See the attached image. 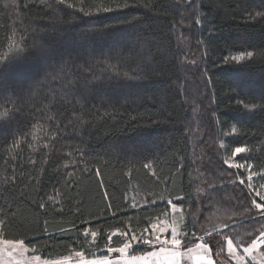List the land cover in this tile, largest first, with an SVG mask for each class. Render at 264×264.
Returning a JSON list of instances; mask_svg holds the SVG:
<instances>
[{"label": "trees", "instance_id": "16d2710c", "mask_svg": "<svg viewBox=\"0 0 264 264\" xmlns=\"http://www.w3.org/2000/svg\"><path fill=\"white\" fill-rule=\"evenodd\" d=\"M67 3L79 7L78 0H66L64 5L57 0H0V53L7 51L13 35L26 42L23 59L0 64V107H10L6 99L10 98L20 109L12 123L0 125V178L12 175L13 165H19L15 174L23 177L18 184L24 193L21 197L17 192L16 202L5 209L16 213L15 226L6 236L22 234L42 259L66 257L71 248L86 255L99 254L113 228L128 223L139 234L148 226L149 217L162 218L167 210L158 201L148 208L120 212L119 219L94 221L91 227L100 233L94 242L75 229L57 234L61 223L71 228L68 222L76 219L71 215L76 199L69 203L68 197L85 202V217L103 213L94 174L77 170L79 183L70 189L64 185L62 173L67 170L62 165L69 151L77 156L76 149L83 150L88 167L100 161L96 166L101 167L110 199L121 207L125 194L141 200L152 193L167 198L191 193L193 199L185 207L196 208L197 202L203 204L205 199L197 189H205L207 181L215 184L214 176L220 178L222 154L231 156L235 146L247 145L253 150L244 155L254 170L264 167V109L246 110L237 103L243 100L259 105L264 101V56L258 54L264 52V19H247L248 12L264 11V0H137L138 7L81 19L73 18L74 10L67 8ZM133 18L135 29L121 23ZM197 18L200 25L189 29ZM104 25L114 27L91 43L77 36ZM242 50L252 51L254 57L231 62L230 57ZM141 70L147 74L146 81L140 82L143 88L136 81L116 78V73L133 75ZM49 117L67 125L63 139L57 137L55 149L44 134V129L51 134L54 128ZM195 117L205 136H195ZM75 118L88 123L73 130L69 120ZM33 123L41 127L35 142L39 151L32 152L24 141L14 150L22 155L13 159L5 149L14 135L33 131ZM233 128L235 134L227 135ZM206 140L213 145L212 155L205 152ZM217 142L224 143V151L216 148ZM42 143H49L47 152ZM203 149L206 157L199 158L197 152ZM29 157L36 165L27 164ZM178 157H184L185 168L182 175L173 176ZM145 163L153 164L159 183L144 169ZM198 165L204 169L202 177ZM57 188L63 216L51 209L45 214L32 203L46 194L55 195ZM224 192H214L212 202L220 201ZM0 197L12 199L7 185L0 187ZM43 220L49 221L48 233L52 235L43 232ZM120 244L121 240L113 237L111 246Z\"/></svg>", "mask_w": 264, "mask_h": 264}, {"label": "snow or ice", "instance_id": "6c2138e0", "mask_svg": "<svg viewBox=\"0 0 264 264\" xmlns=\"http://www.w3.org/2000/svg\"><path fill=\"white\" fill-rule=\"evenodd\" d=\"M57 2L60 5L66 4V0H57ZM78 3L79 7H76V5L72 3H67V8L74 10V19L100 16L139 6L137 0H78ZM188 6L192 7V4L189 3ZM56 11L57 10L54 9V12ZM76 14H78V16ZM257 17L264 19V11L255 13L248 12L247 19H256ZM121 23L132 25V29L136 28L135 18L122 21ZM200 23L201 21L199 18L195 19L193 24L189 25V29L196 25H200ZM111 27H114V25L93 27L79 32L77 36L80 40L91 43L103 36ZM36 31V29H33V33H36ZM25 43L23 37L20 41H17L14 35L9 38L7 51L0 53V64L5 62L11 63L23 59L26 55ZM258 54L264 56V52H259ZM253 57L254 53L252 51L242 50L235 56L230 57V60L234 63H241ZM224 62L228 63L229 58L225 57ZM110 67H113L115 71L114 66ZM135 71L136 70L133 69V73H135ZM116 78H123L126 81H136L137 86L143 88V84L140 82L146 81L147 74L143 73L142 70L140 74L133 75L125 71L123 73H116ZM144 98L145 97L137 96V99ZM6 99H8V103L11 104V106L0 107V125L12 123L20 112L15 101L10 98ZM132 103H135V101H132ZM237 103L246 110L257 107L264 109V101L259 105L252 104L251 102L245 103L243 100ZM48 119L54 125V128L51 134L48 133L47 129H44V134L49 141L53 142L51 148L55 149L57 147V137L59 136L63 139V129L67 127V125H63L62 121H57L53 117H49ZM133 119H135V117H133ZM87 123V121L80 120L79 118L69 120V124L72 125L73 130ZM31 127L33 131L30 133H21L19 136L14 135L9 146L5 149L8 155L12 156L13 159H15L16 155H22V153H15L14 150L19 149L21 143L24 141H27L25 146L31 149L32 152L39 151L35 146V142L39 139L37 133L41 131V127L36 123H33ZM235 132L236 129L233 128L231 133L227 135L235 134ZM41 147L46 152L50 149L49 143H42ZM224 147V143H221L220 148L223 149ZM252 151L253 150L247 145L235 146L231 149L230 159L224 160V164L228 169L235 170L237 178L232 181V184L246 189L245 197L249 203L245 211L252 213L254 210V214L247 215L243 219H236L232 223L224 222L222 228H220L215 235L199 224L200 220H209L207 213L211 212V208L205 207L204 205H207L213 200L214 192L221 190L211 181L206 182L205 189H197L198 192H203L205 197L204 203L196 208L198 215L185 207L186 203L193 199L191 193L176 195L172 198L152 193L150 196L141 197L142 203L141 200H137L135 196L129 197L125 194L123 206L121 207L119 204L114 205L113 199H110L109 189L105 187V181L101 176V167L96 166L100 161H96L91 167H88V160L83 150L76 149L78 153L77 156H74L71 151L67 152L66 162L62 165V167L67 170L62 173L64 185L70 189L72 185L79 183L76 175L77 170L94 174L102 196L103 213H88L87 217H85V202L77 198L68 197L69 203H71L73 199H76L75 210L71 213L76 219L68 222L71 224V228H65L63 223H61L58 227L57 234H63L75 229L82 237L85 239L90 237L91 241L94 242L98 235H100L99 230L94 231L91 227L94 221H106L108 217L119 219L118 214L120 212L129 208H148L152 205H156L158 201L161 205L166 206L167 210L163 213V222H161L159 216H157L155 220L149 217L147 221L148 226L144 227L139 234L136 231H132V226L128 223H125L123 228H113L106 234L107 243L99 254L91 253L90 255H86L83 250L71 248L69 255L60 259H42L40 255L35 254L29 257L26 253L29 251L33 253L36 252L34 246L31 249L29 248L31 240H29V244H26L25 239L22 238V234L16 235L13 238H7L6 233L10 228L15 226L14 218L16 213L11 209H9V211H5V209L16 202L15 195L17 192L21 197L24 196L18 184V181L20 183L23 182V177L15 174V168L19 165H13V174L0 178V180L3 181L0 187L7 185V191L12 193V199L0 197V199L4 200V206L0 207V261H2L3 264H217V261L213 259V249L216 248L219 249L217 255H219L220 252L226 251L230 260H234L236 264H250V261L255 262V264H264V252L261 251V249H264V167H260L259 170H254L253 163L249 162L246 155H242L249 154ZM236 157H240V160L237 161ZM58 158L63 159L64 157ZM5 163L7 164L8 161H5ZM23 163L24 161L20 162V164ZM36 163L37 161L35 159L29 157L27 161L29 166H34ZM44 163H47V161H44ZM143 167L157 183L160 182L161 178L157 176L152 163H145ZM184 168V157H178L176 159L173 176L177 174L182 175L181 170ZM43 171L44 169L41 167L40 174H42ZM241 171L243 175L239 174ZM21 172H23V167H21ZM165 176H167V174H165ZM33 178L36 179V183L39 185V176ZM254 179L259 181V183H254ZM167 183L168 181L165 180V184ZM55 192V195L46 194V198L40 197L37 200H33L32 203L37 206L38 210H45V214H47L48 209H51L54 212L58 211L61 216H63L64 207L61 200L58 198L61 196L60 189L57 188ZM63 195L68 196V193L65 192ZM185 216L192 221L193 230L191 232L180 231L182 226L187 228V224L184 223ZM229 219L231 220L232 217L230 216ZM253 221L260 225L258 229L255 227ZM80 224L84 225V227L79 228L78 225ZM245 224L250 225V230L247 233L250 239L246 242L243 241L239 233V228ZM41 226L44 233L52 235L48 233V220H43ZM198 232H203V234L197 235ZM165 233L168 235H165ZM113 237H118L121 240L119 247L111 246ZM217 237L221 239H217ZM136 245H143L145 248L143 251H136L134 248ZM161 253H166V255L161 257ZM257 253L258 255H255ZM112 254L118 255L113 256Z\"/></svg>", "mask_w": 264, "mask_h": 264}, {"label": "rangeland", "instance_id": "374dc122", "mask_svg": "<svg viewBox=\"0 0 264 264\" xmlns=\"http://www.w3.org/2000/svg\"><path fill=\"white\" fill-rule=\"evenodd\" d=\"M191 107H193L191 105ZM196 118V122H195V136L200 137L201 135L205 136V131L202 130V126L199 124V122L197 121V117ZM220 144L221 142H217V144L215 146H217L216 148H218L221 151H224V149L220 148ZM205 152H210L211 155L212 153H214L212 151V143L209 142V140H206L205 143ZM203 150H198L197 152V156L199 158H205L206 154ZM196 154V152H195ZM244 155V154H242ZM231 156H226L224 154H222V158H220L221 160V171L218 173L220 175L221 178V182L220 183V178L218 176H214V178L219 179V181L217 182L216 180L214 181L215 184L219 187L222 188L223 190H225L224 197H222L220 199V201L216 202H212L210 201V203L208 205H206V207H210L211 208V212H208L207 215L209 216V220L205 221V220H200L199 224L202 225L204 228H206L208 231H211L213 233V235L216 234V232L222 228V225L224 222H228V223H232L234 220L236 219H243L245 216L247 215H251L254 214V210L252 213H248L245 211L249 201L247 200V198L245 197V192L246 189H242L240 187H237L236 185L232 184V181L235 180L237 178L236 174H235V170H231L228 169L227 166L224 164V160L226 159H230ZM196 160V158H195ZM236 160L238 161L239 159L236 158ZM197 168L199 169V176L202 177L204 169H202L199 165L197 166ZM201 168V169H200ZM208 173V172H207ZM240 175H243V172L241 171L239 173ZM209 175V173L207 174ZM204 176V175H203ZM200 177V178H201ZM211 178V175L208 176L207 180H209ZM196 178H194L195 180ZM254 183H259V181H256L254 179ZM226 186V187H225ZM221 189V190H222ZM219 200V199H218ZM220 202L221 204L219 205ZM200 205H202L201 202H197ZM194 204V203H193ZM198 204V206H199ZM197 208V207H196ZM196 208L195 205H193L192 207H190L189 205H187L186 209H189L191 211H193L194 214L198 213L196 212ZM232 217V219L230 220L229 217ZM161 222L164 221V217L160 218ZM184 223L187 224V228L185 227H181L180 231H189L191 232L192 229V221L185 216V220ZM253 223L255 224V227L258 229L260 227L259 224H256L254 221ZM250 230V225H242L239 228V233L240 236L243 238V241L246 242L250 239V237L247 235L248 231ZM203 234V232H198L197 235H201ZM165 235H168L167 233H165ZM170 238V237H169ZM207 239V237H206ZM217 239H221L220 237H217ZM145 246L143 245H136L134 246V248L137 250H139L140 248H142ZM158 247V246H157ZM262 252H264V249H261ZM217 252H219V249L214 248L213 249V259L217 261V264H236V262L234 260H230V258L227 256L226 251L224 252H220L219 255H217ZM35 253H33L32 251H29L28 253H26L27 256L31 257L32 255H34ZM242 254V253H241ZM36 255V254H35ZM113 256H116L118 254H112ZM166 253H161V257L165 256ZM255 255H258L255 254ZM250 259V258H249ZM0 264H3L2 261H0ZM250 264H255V262H251Z\"/></svg>", "mask_w": 264, "mask_h": 264}]
</instances>
